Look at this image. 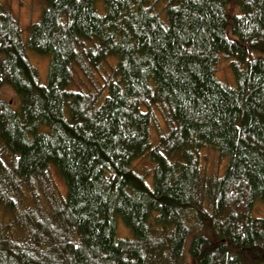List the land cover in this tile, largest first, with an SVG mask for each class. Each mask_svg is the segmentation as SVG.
<instances>
[{"label":"trees","instance_id":"trees-1","mask_svg":"<svg viewBox=\"0 0 264 264\" xmlns=\"http://www.w3.org/2000/svg\"><path fill=\"white\" fill-rule=\"evenodd\" d=\"M41 2L0 5V264H264V0Z\"/></svg>","mask_w":264,"mask_h":264},{"label":"rangeland","instance_id":"rangeland-1","mask_svg":"<svg viewBox=\"0 0 264 264\" xmlns=\"http://www.w3.org/2000/svg\"><path fill=\"white\" fill-rule=\"evenodd\" d=\"M0 5H3L5 9H8L11 12L13 18L17 21V23L22 29H25L30 23L36 22L40 16V12L42 9L41 0H0ZM24 36L25 35L23 33L22 39H24ZM26 55L30 63L33 65V67L36 68L39 77L41 79V82L44 84L46 82L47 72H48V57L39 56L30 51H26ZM228 62L229 60L224 56L221 55L219 57L216 65V75L224 82L231 84L233 78L229 70ZM108 70L109 67L106 64L104 68L100 69V72L94 73V71H91L89 74L91 75L90 78H92L95 81L94 83L98 85V82H96V78L99 79L98 81H100L101 75H104L105 72H107ZM83 80L85 79L83 78ZM0 99L8 103H14L15 95L8 88H3L0 91ZM156 109L157 108H155V111ZM163 110L164 109L161 108V111ZM158 112L159 111L157 110V113ZM203 154L205 161L202 160V165L204 166V169L207 171V173L214 172L216 174L219 170L222 169V167L225 164V160L223 158L218 157L215 154V152L206 151L203 152ZM141 165H146V164L142 163ZM50 175L53 182H55L57 186L60 189H62L63 188L62 181L60 177L56 175L53 169L50 171ZM256 201L257 202L253 206V210H252L253 213L251 212L252 217L264 219V203L260 200H256ZM118 226H119L118 234L125 235L128 233L126 229L122 226V224L121 225L119 224Z\"/></svg>","mask_w":264,"mask_h":264}]
</instances>
